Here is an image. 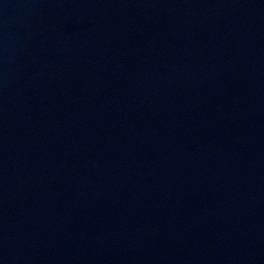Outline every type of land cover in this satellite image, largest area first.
I'll return each instance as SVG.
<instances>
[{"label": "water", "instance_id": "95a60500", "mask_svg": "<svg viewBox=\"0 0 264 264\" xmlns=\"http://www.w3.org/2000/svg\"><path fill=\"white\" fill-rule=\"evenodd\" d=\"M0 264H264V0H0Z\"/></svg>", "mask_w": 264, "mask_h": 264}]
</instances>
